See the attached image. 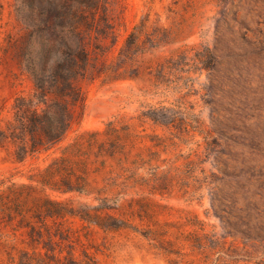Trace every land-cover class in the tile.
Returning <instances> with one entry per match:
<instances>
[{
    "label": "rangeland",
    "instance_id": "rangeland-1",
    "mask_svg": "<svg viewBox=\"0 0 264 264\" xmlns=\"http://www.w3.org/2000/svg\"><path fill=\"white\" fill-rule=\"evenodd\" d=\"M98 3L116 41L98 34L104 25L99 18L89 42H98L101 49L93 51V64L75 80L83 105L71 107V128L55 148L24 161H14L0 146V181L39 177L65 145L116 118L118 125H129V156L141 157L139 166L144 168L127 162L123 172L117 158L82 145L80 152L70 149L69 154L76 174L83 175V190L62 193L47 187L46 193L75 210L90 211L98 222H112L109 213L122 225L101 226L66 215L51 222L65 232L55 247L63 253L73 248L82 262L86 252L96 264H264V0ZM38 4L0 0L2 118L9 116L16 95L34 91L19 57ZM143 17L149 31L166 27L175 41L145 45L135 57L119 59L127 34ZM183 44L199 50L216 46L209 57L214 67L201 69L196 50L178 57ZM176 63L185 65L178 69ZM118 65L126 77L117 78L113 69ZM159 67L165 74L157 78ZM209 76L214 77L213 86ZM159 103L181 105L194 130L190 126L189 132L180 131L140 115ZM207 132L211 137L205 139ZM133 172L146 178L137 183L122 178ZM75 179L66 173L47 176L56 185ZM150 184L157 188L154 193ZM103 197L119 208L95 209ZM3 257L0 252V264H11Z\"/></svg>",
    "mask_w": 264,
    "mask_h": 264
},
{
    "label": "trees",
    "instance_id": "trees-1",
    "mask_svg": "<svg viewBox=\"0 0 264 264\" xmlns=\"http://www.w3.org/2000/svg\"><path fill=\"white\" fill-rule=\"evenodd\" d=\"M99 1L38 0L39 11L35 14L32 29L20 45L19 57L20 65L33 81L34 91L29 95H16L8 110L10 114L6 118H2L5 106L0 105V120L4 121V124L0 125V146L14 161H24L28 156L55 148L71 128L74 119L71 107L76 104L83 105V96L75 80L85 75L88 66L93 64V51L101 49L98 42H94L92 46L89 42L90 33L96 29L95 23L99 18L104 21V25L97 31L98 34L113 38L107 13L104 9L99 10ZM147 28L146 19L143 17L127 34L119 50V59L135 57L143 51L145 45L156 47L175 41L172 40L174 32L166 27H156L157 32H151ZM113 39L115 43L116 39ZM202 47L203 49L199 50L195 49L193 44H183L179 48L178 57H189L192 51L196 50L194 55L199 54L197 58L201 69L210 71L214 65L209 57L210 54H215L216 46L214 49L210 46ZM175 65L182 69L185 64ZM160 67L155 73L157 78L165 74V67L171 66H164L161 70ZM121 68L122 65H118L113 69L117 78L126 77L121 76ZM213 78L209 76L211 86L214 85ZM140 115L154 123L173 126L180 131L194 130L191 122L185 118L181 105L151 104L147 109L141 110ZM116 122V118H111L105 122L103 129L87 131L88 137L85 139H77L65 145L39 177L28 176L29 182L0 181V252L9 263L96 264L86 252L85 261L82 262L74 255L73 248L63 253L62 247H55L54 244H60V239L65 238V232L51 222L56 224L59 218L75 214L101 226L119 227L122 224L109 213L112 222H98L92 218L90 211H78L67 206L62 200L46 193V188H53L62 193L83 190V175L76 174L69 154L70 149L80 152L82 145L89 148L96 146L101 155L117 158L123 172L126 171L127 162L144 168L142 164L139 166L141 157L136 156L132 160L129 156L128 146L132 143L129 125H118ZM207 133V136L204 135L205 139L211 137V134ZM65 173L72 174L76 179L59 185L47 180V176H64ZM133 173L124 174L122 178L132 179L135 183L139 178H146L137 172ZM150 185V192L154 193L157 188H154L153 184ZM109 200L110 198L103 197L102 201L105 202L94 205V208L117 210L119 205L116 202L110 204ZM212 205L217 215L223 217L217 211L219 206L213 200Z\"/></svg>",
    "mask_w": 264,
    "mask_h": 264
}]
</instances>
